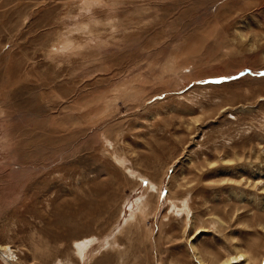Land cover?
I'll use <instances>...</instances> for the list:
<instances>
[{
    "label": "rangeland",
    "instance_id": "rangeland-1",
    "mask_svg": "<svg viewBox=\"0 0 264 264\" xmlns=\"http://www.w3.org/2000/svg\"><path fill=\"white\" fill-rule=\"evenodd\" d=\"M238 252L264 264V0H0V264Z\"/></svg>",
    "mask_w": 264,
    "mask_h": 264
},
{
    "label": "bare ground",
    "instance_id": "bare-ground-1",
    "mask_svg": "<svg viewBox=\"0 0 264 264\" xmlns=\"http://www.w3.org/2000/svg\"><path fill=\"white\" fill-rule=\"evenodd\" d=\"M82 246V245H81ZM82 249H83V246L80 247L79 249V253L78 254H82ZM87 250V249H86ZM80 256V255H79ZM245 258V254L242 253V252H238L236 255H231V256H228L226 257L222 262H220L219 264H236V263H239L241 261H243ZM198 264H207L205 263L204 261H202V259L199 257V260H198Z\"/></svg>",
    "mask_w": 264,
    "mask_h": 264
}]
</instances>
